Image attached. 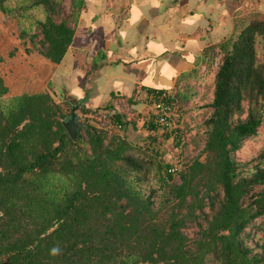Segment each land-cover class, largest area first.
Masks as SVG:
<instances>
[{"label":"trees","instance_id":"1","mask_svg":"<svg viewBox=\"0 0 264 264\" xmlns=\"http://www.w3.org/2000/svg\"><path fill=\"white\" fill-rule=\"evenodd\" d=\"M84 7L0 0L17 36L53 62ZM258 45L264 51V15L237 17L218 44L209 110L190 138L202 146L180 168L164 157L157 132L144 142L108 137L83 118L70 137L63 119L74 105L87 108L64 88L61 97L51 87L8 94L0 75V264H264V148L245 163L233 154L264 122ZM115 122L130 123L114 111ZM182 129L162 135L187 144Z\"/></svg>","mask_w":264,"mask_h":264},{"label":"crops","instance_id":"2","mask_svg":"<svg viewBox=\"0 0 264 264\" xmlns=\"http://www.w3.org/2000/svg\"><path fill=\"white\" fill-rule=\"evenodd\" d=\"M253 12L264 15V0H85L59 62L17 45L0 61V75L6 84L13 77L12 94L48 84L61 97L64 88L87 108L79 118L99 127L106 109L129 120L126 127L155 124L148 115L161 88L170 89L179 117L190 109L200 115L212 99L219 42Z\"/></svg>","mask_w":264,"mask_h":264},{"label":"rangeland","instance_id":"3","mask_svg":"<svg viewBox=\"0 0 264 264\" xmlns=\"http://www.w3.org/2000/svg\"><path fill=\"white\" fill-rule=\"evenodd\" d=\"M68 4H69V0H64V10L67 11L68 10ZM17 24H16V20L14 18H12L11 16L5 15L4 13H2L0 11V61H3L4 59H7V56L15 54L18 52V48L17 45H19V48L25 49L26 46L28 45L31 49H33L31 47V44L28 41L23 42L18 36H17ZM35 50V49H34ZM258 54L260 56V58H262L264 60V51L260 48V45H258ZM27 51V50H25ZM37 51V50H35ZM218 52V51H217ZM25 64V63H22ZM7 63H5V68H3L4 70L7 69L6 72H8V68L6 67ZM40 76V80L41 78H43V76ZM10 80L8 81V88H9V84H11L13 81V77L11 76V78H9ZM5 81V80H4ZM42 83V82H41ZM44 84H47L46 81H44ZM47 86L52 87L50 85L47 84ZM38 89H42L41 87H39ZM58 90L57 88L55 89H50V91L54 94V95H58ZM57 91V93H56ZM60 92V91H59ZM12 94L11 91H9L8 89V94ZM197 104V103H195ZM195 104H193L195 106ZM192 108V107H190ZM64 110H69L68 106L65 105L64 106ZM209 109H206L204 111H202L199 115V113H196L195 115L193 113H195L192 109H190V112H187L185 114V118H177V124L179 123L180 126H182V131L183 133V137H184V141L187 142V144H184V142H181L180 144H175L176 143V139L174 138V134L170 135L168 138H165L162 133L166 132L163 131L160 127H156L154 129L152 128H148L146 125H139L136 127H131L133 128V130H135V134H134V139L136 141L139 142H144V138L147 136V134L149 133H154L157 132V134H159V136H162V147L165 150V155L164 157L167 159H171L174 164H176L179 168L182 166L183 161L190 159L192 156H194L198 150L199 147L202 146V142H200L199 146H195L191 141L190 138L191 136L194 134V132L196 131L197 128H201L200 124H201V118L203 114H207ZM71 111V109L69 110V112ZM76 112L77 114H79L80 117V110H78V108H76ZM79 112V113H78ZM69 114V113H68ZM68 114L65 116V118L68 116ZM191 114V115H190ZM190 115V118H189ZM81 118V117H80ZM79 118V121L81 120ZM185 123L188 124V126L190 127V129L188 130V126L185 125ZM100 125V124H99ZM103 128H107V136L109 137L112 132H118V133H123L126 132V125H123L122 127H117L115 126H111L110 123L106 124L104 126H101ZM78 129V127H77ZM81 131L83 132V129H81ZM107 140H105L106 142ZM264 148V122L262 124H260L258 126L257 129V133L249 136L247 138H245L243 140L242 145L234 151V157L239 161V162H248V160L256 155L257 153H259L262 149ZM252 164L249 163V166H251ZM175 180L179 181V176L176 174L175 175ZM189 235H194L192 229L187 230Z\"/></svg>","mask_w":264,"mask_h":264},{"label":"built area","instance_id":"4","mask_svg":"<svg viewBox=\"0 0 264 264\" xmlns=\"http://www.w3.org/2000/svg\"><path fill=\"white\" fill-rule=\"evenodd\" d=\"M153 115H148L149 119L155 123L156 126L160 127L163 131H169L176 126L178 114L174 109L172 102L171 91L168 88L157 89L153 92ZM114 111L106 109L101 114L100 125L104 126L110 123V114ZM117 127H122L120 122H115ZM174 169V167L172 168Z\"/></svg>","mask_w":264,"mask_h":264},{"label":"water","instance_id":"5","mask_svg":"<svg viewBox=\"0 0 264 264\" xmlns=\"http://www.w3.org/2000/svg\"><path fill=\"white\" fill-rule=\"evenodd\" d=\"M77 105L72 106L71 111L69 112L68 116L63 119V125L70 135V137L75 138L77 135V127L80 124L79 121V114L76 112ZM126 133L130 139H134L135 130L128 126L126 128Z\"/></svg>","mask_w":264,"mask_h":264},{"label":"clouds","instance_id":"6","mask_svg":"<svg viewBox=\"0 0 264 264\" xmlns=\"http://www.w3.org/2000/svg\"><path fill=\"white\" fill-rule=\"evenodd\" d=\"M60 251L61 250H60V248L58 246L54 247V248L51 249L50 255H53V256L58 255L60 253Z\"/></svg>","mask_w":264,"mask_h":264}]
</instances>
